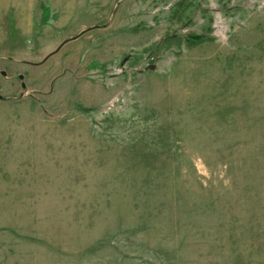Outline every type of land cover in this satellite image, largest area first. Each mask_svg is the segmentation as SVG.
Wrapping results in <instances>:
<instances>
[{"label": "rangeland", "instance_id": "1", "mask_svg": "<svg viewBox=\"0 0 264 264\" xmlns=\"http://www.w3.org/2000/svg\"><path fill=\"white\" fill-rule=\"evenodd\" d=\"M3 1L0 264H264V0Z\"/></svg>", "mask_w": 264, "mask_h": 264}, {"label": "crops", "instance_id": "2", "mask_svg": "<svg viewBox=\"0 0 264 264\" xmlns=\"http://www.w3.org/2000/svg\"><path fill=\"white\" fill-rule=\"evenodd\" d=\"M48 1L52 5V9L50 11L55 13H71L76 11L75 9L85 10V8L87 7L85 6L86 0ZM98 2L99 0H91L90 4L95 6V4ZM3 3L4 1L1 0L0 10H2ZM49 3L44 2V4H37V0H27L23 2L20 7H18L20 4L17 3H14V5H8L5 8L4 13L15 12L17 14L15 16L17 29L21 31L23 35H27L31 38L34 34H36V22L40 21V19L42 18V16L39 15L40 12H44V8L42 6L49 7ZM55 3L57 4V8L54 7ZM10 9H12V11H10ZM2 38L6 39L5 36H2ZM4 142H6V139ZM4 148L6 150L14 151L16 150V145L5 146ZM29 156H32L31 151L29 153ZM38 171V164H21L17 166L11 165V168L9 167L7 170L0 169V220H14L13 209L7 208V205L34 204L36 206L38 204V197L36 194L38 184ZM6 172L14 174L11 181L4 180V175L6 174ZM22 181H26L24 185L22 184ZM47 183L48 182H43L44 185ZM5 228L6 224H0V230ZM0 235H2L1 232Z\"/></svg>", "mask_w": 264, "mask_h": 264}, {"label": "trees", "instance_id": "3", "mask_svg": "<svg viewBox=\"0 0 264 264\" xmlns=\"http://www.w3.org/2000/svg\"><path fill=\"white\" fill-rule=\"evenodd\" d=\"M202 37L203 36H201V35H197V36H194L193 38H190V41H191V39H198V40H204V39H206V37H204L203 39H202ZM188 41H189V39H188Z\"/></svg>", "mask_w": 264, "mask_h": 264}, {"label": "water", "instance_id": "4", "mask_svg": "<svg viewBox=\"0 0 264 264\" xmlns=\"http://www.w3.org/2000/svg\"><path fill=\"white\" fill-rule=\"evenodd\" d=\"M75 39H77V38H75ZM152 68H153V67H152ZM2 74H3L4 76H6V73H2ZM21 79L23 80V78H21ZM23 87L26 88L25 85H23ZM0 100H3V96H1V95H0Z\"/></svg>", "mask_w": 264, "mask_h": 264}]
</instances>
